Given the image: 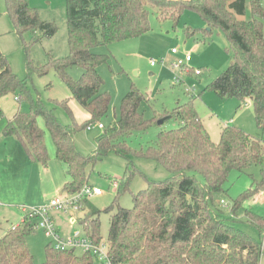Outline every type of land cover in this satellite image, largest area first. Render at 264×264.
<instances>
[{"label":"trees","instance_id":"trees-1","mask_svg":"<svg viewBox=\"0 0 264 264\" xmlns=\"http://www.w3.org/2000/svg\"><path fill=\"white\" fill-rule=\"evenodd\" d=\"M66 2L70 54L51 64L69 88L72 98L89 113L90 118L87 124L80 125L69 100L55 101L53 109L40 99L35 100L26 83L12 73L0 50V98L19 91L18 102L25 100L30 104L29 111L17 112L7 122L4 136H16L30 159L47 168L49 154L44 139L46 131L49 132L56 147V159L66 165L67 181L63 188L66 194L79 192L88 182L87 167L94 166L112 152L124 158L128 165L125 180L117 183L115 204L128 189L136 170L132 154L155 163L171 175L164 181H149L146 189L134 194L132 209L117 206L111 216L108 234L110 264H260L264 249V217L245 211L247 222L258 230L260 237L257 238L239 228L237 214L247 199L264 192L262 140L228 125L221 131L220 141L215 143L198 114L197 96L185 103L178 102L172 111H155L152 118H146L140 109L142 103L148 101L147 97L134 86L122 99L120 118L107 128L103 126L92 155L86 156L77 149L75 135L80 128L88 129L98 123L108 114L111 104V95L102 91L104 80L97 70L108 62L109 57L94 54L93 49L149 33L152 30L150 9L156 10L160 20H171L174 24L180 21L183 12H197L210 28L208 32L217 29L225 35L230 43L228 52L232 61L206 89L222 98L249 100L254 108L256 125L264 131V8L261 0H251L253 16L250 19H244L247 0ZM5 3L14 31L26 49L38 41L34 38L33 43L27 44L24 38L28 33L36 35L40 32L46 38L55 35L54 24L42 21L29 0H5ZM72 67L83 70L79 80L68 74ZM34 69L28 56L29 76ZM194 71H190L193 76ZM35 72L45 75L37 69ZM59 105L67 111L71 120L69 125H62L56 119L54 111ZM168 116L170 120L178 121L179 126L162 129L155 145L136 152L127 145V138L147 132ZM40 118L45 121L46 129L40 127ZM253 165L262 167V181L241 194L229 214L216 208L214 197L223 192L230 173L245 172ZM106 212L110 213L111 209ZM98 214L93 212L88 222L81 219L84 230L95 244L103 242L99 235ZM25 217L24 222L10 224L0 238V264H36L27 244L36 219ZM99 263L103 264L89 253L77 255L75 250L57 251L48 246L43 264Z\"/></svg>","mask_w":264,"mask_h":264},{"label":"rangeland","instance_id":"rangeland-1","mask_svg":"<svg viewBox=\"0 0 264 264\" xmlns=\"http://www.w3.org/2000/svg\"><path fill=\"white\" fill-rule=\"evenodd\" d=\"M29 3L38 11L42 21L54 24L57 29L55 35L46 38L40 32L36 35L28 33L24 38L27 44L33 43L34 38H38V41L26 49L24 42L14 31L13 22L6 12L5 0H0V50L6 57L12 73L19 81L26 83L35 100L40 99L50 109L55 107V101L69 100V106L77 122L80 125L87 124L89 113L72 98L69 88L59 78L51 64L52 61L62 60L70 54L67 2L29 0ZM261 5L264 8V0H261ZM150 12L152 30L149 33L93 49L94 54L109 57L108 62L97 69L104 80L102 91L111 95L109 112L98 123L107 128L120 118L122 99L134 86L147 97L148 101L142 103L140 109L146 118H152L155 111H172L178 102L185 103L191 97L197 96L195 106L198 114L203 120L205 130L215 143L220 141L221 131L226 124L240 128L264 142V131L258 129L256 125L254 108L249 100L222 98L214 91L206 89L232 61L228 52L230 43L225 35L217 29L208 32L210 28L200 14L194 11L183 12L177 24L171 20H160L156 10L150 9ZM252 16L251 0H247L244 19H250ZM262 21L264 34V20ZM173 49L178 50L179 54L173 55ZM188 55L192 58L188 67L177 70L172 68L173 62ZM28 56L33 67L45 72V75H40L34 69L29 76ZM188 69L201 70V75L193 76ZM68 74L74 80H79L83 70L80 67H72L68 69ZM177 80H182L183 83L178 84ZM194 87L195 95L189 96L187 90ZM20 96V92L17 91L0 98V238L9 229L10 224L26 221L22 212L23 207L49 208L53 199L66 195L63 190L67 181L66 165L56 159V147L49 132L46 131L44 139L49 154L47 168L30 159L16 136L6 137L3 134L7 122L17 112L30 110L28 101L18 102L17 98ZM54 114L60 124H70L67 111L60 105ZM38 123L41 128L46 129L43 118H40ZM98 123L93 124L91 130L80 128L75 135L77 149L86 156L96 151V138L103 132L98 128ZM178 126L179 122L175 119L161 126L153 125L147 132L127 138V145L134 152L140 151L155 145L157 134L162 129L170 130ZM131 157L136 170L129 181L128 189L117 199V204L115 202L119 187L114 184H120L125 180L128 165L124 158L112 152L94 166L90 164L86 170L87 184L102 190L101 195L85 201L81 211L49 209L48 216L61 238L67 239L76 231H85L81 219L88 222L89 217L92 218L91 214L98 212L99 235L103 242L108 244L110 220L117 206L132 209L133 195L146 189L149 181H164L170 178L171 175L155 163L135 154ZM262 179L260 165H253L245 172L232 171L224 183L223 192L214 197L216 208L223 209L229 214L234 201ZM221 200L227 203V208L223 207ZM107 209H111V212H106ZM246 210L264 217V192L247 199L237 214L239 228L259 238L258 230L247 222ZM72 220H75L76 224H73ZM27 244L35 263L43 264L46 261V248L52 246V240L46 237L44 231L34 226L27 237ZM76 254L81 255L82 252L77 250ZM260 264H264V258Z\"/></svg>","mask_w":264,"mask_h":264},{"label":"built area","instance_id":"built-area-1","mask_svg":"<svg viewBox=\"0 0 264 264\" xmlns=\"http://www.w3.org/2000/svg\"><path fill=\"white\" fill-rule=\"evenodd\" d=\"M173 55H178L179 51L176 49L172 50ZM192 61L191 56H186L183 59L176 60L172 63V68L177 69H184L188 67V64ZM153 65V64H152ZM189 70V69H188ZM190 72V70H189ZM195 76L200 75L199 70L194 71ZM178 84H182V80H177ZM187 92L192 94L191 96L195 95V87L192 89H188ZM232 124V121L230 122ZM228 124H226L227 126ZM92 127H89L88 130H91ZM99 129H103V125H98ZM117 186V183L114 184ZM103 192L97 187L89 186L85 184L82 189L75 193V194H66L61 198L53 199L48 207L42 208H28L23 207L22 212L24 216L35 217L36 219V229H40L44 231L46 237L52 240V248L57 251H67V250H80L82 254L89 253L94 256L95 259L102 262L103 264H110L108 259V246L106 243L102 242L100 244H95L91 237L87 235L86 231H76L67 239L61 238L59 232L54 228L53 222L48 216L49 209L56 208L68 211L73 209L75 211H81L83 209V203L87 200L95 196L101 195ZM223 207H227V203L223 200L221 201ZM24 222V221H22ZM73 224H76L75 220H72ZM264 257V249L263 255Z\"/></svg>","mask_w":264,"mask_h":264},{"label":"water","instance_id":"water-1","mask_svg":"<svg viewBox=\"0 0 264 264\" xmlns=\"http://www.w3.org/2000/svg\"><path fill=\"white\" fill-rule=\"evenodd\" d=\"M170 116H168V117H165V118H163V119H161V120H159L158 121V126H161V125H163L164 123H166L167 121H169L170 120Z\"/></svg>","mask_w":264,"mask_h":264},{"label":"crops","instance_id":"crops-1","mask_svg":"<svg viewBox=\"0 0 264 264\" xmlns=\"http://www.w3.org/2000/svg\"><path fill=\"white\" fill-rule=\"evenodd\" d=\"M232 121V120H231ZM264 258V257H263Z\"/></svg>","mask_w":264,"mask_h":264}]
</instances>
